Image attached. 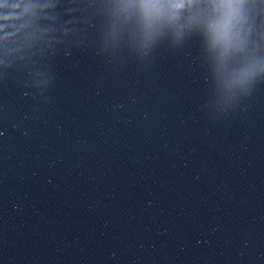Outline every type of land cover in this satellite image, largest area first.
I'll return each instance as SVG.
<instances>
[{
  "label": "clouds",
  "instance_id": "1",
  "mask_svg": "<svg viewBox=\"0 0 264 264\" xmlns=\"http://www.w3.org/2000/svg\"><path fill=\"white\" fill-rule=\"evenodd\" d=\"M245 0H114L113 31L122 30L142 55H150L162 42L181 46L192 36L202 41L204 59L216 92L222 98L248 95L264 79V57L245 49L242 35ZM32 5L24 0L0 4V40Z\"/></svg>",
  "mask_w": 264,
  "mask_h": 264
}]
</instances>
